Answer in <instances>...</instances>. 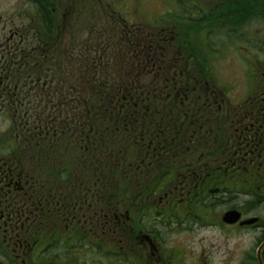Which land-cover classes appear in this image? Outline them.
I'll return each instance as SVG.
<instances>
[{"label": "flooded vegetation", "instance_id": "obj_1", "mask_svg": "<svg viewBox=\"0 0 264 264\" xmlns=\"http://www.w3.org/2000/svg\"><path fill=\"white\" fill-rule=\"evenodd\" d=\"M3 2L0 264H211L212 229L259 264L264 0H43L56 61Z\"/></svg>", "mask_w": 264, "mask_h": 264}, {"label": "rangeland", "instance_id": "obj_2", "mask_svg": "<svg viewBox=\"0 0 264 264\" xmlns=\"http://www.w3.org/2000/svg\"><path fill=\"white\" fill-rule=\"evenodd\" d=\"M2 5V13L4 17L13 16L14 19L19 20H27L32 14L30 11L31 6H28L26 0L18 1V6L13 7V3L16 0H3ZM14 1V2H13ZM20 15V17H18ZM205 236V243L208 242L207 249L211 252L208 253L212 256L211 264H238L240 256L244 255L247 251L253 249L254 247V235L251 233L244 232L240 235V242H237L238 238L228 237L227 239L220 234L217 230H209L205 232H200L198 236H195V240H201V237ZM192 236L188 235V233H180L178 235V240L181 242L180 246L183 244L184 247H179L181 251H183L182 258L186 263L182 260L178 261V264H202L201 261L197 259L196 247H192L195 250H192L189 247V241L192 239ZM202 244V243H201ZM219 248L218 252L215 250ZM225 250H229L226 256H231V259L228 263L223 261V252ZM181 251H178L179 253ZM178 256L180 257V254ZM198 260V263L196 262Z\"/></svg>", "mask_w": 264, "mask_h": 264}, {"label": "trees", "instance_id": "obj_3", "mask_svg": "<svg viewBox=\"0 0 264 264\" xmlns=\"http://www.w3.org/2000/svg\"><path fill=\"white\" fill-rule=\"evenodd\" d=\"M42 2L43 0H38V3L40 4V9H39L40 11L38 13L40 15L39 21L41 22V24L37 26L35 31L37 30L38 33L36 35L42 37L45 36L48 39L50 45V53L52 55V61L53 60L56 61L59 54V40H58V35L55 34L58 32V30L50 28L46 25V23L50 24L51 21H49L50 19L47 16L48 13H46L43 9ZM56 68H58V66H56ZM72 84H75V82H72Z\"/></svg>", "mask_w": 264, "mask_h": 264}, {"label": "water", "instance_id": "obj_4", "mask_svg": "<svg viewBox=\"0 0 264 264\" xmlns=\"http://www.w3.org/2000/svg\"><path fill=\"white\" fill-rule=\"evenodd\" d=\"M237 220V216H235V214L231 211V212H227L224 216V221L226 222H234ZM247 221H244V223H246Z\"/></svg>", "mask_w": 264, "mask_h": 264}]
</instances>
